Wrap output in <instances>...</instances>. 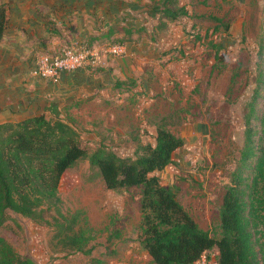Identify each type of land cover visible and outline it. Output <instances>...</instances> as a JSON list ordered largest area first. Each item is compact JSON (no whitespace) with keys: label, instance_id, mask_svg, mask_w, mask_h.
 Masks as SVG:
<instances>
[{"label":"rangeland","instance_id":"rangeland-1","mask_svg":"<svg viewBox=\"0 0 264 264\" xmlns=\"http://www.w3.org/2000/svg\"><path fill=\"white\" fill-rule=\"evenodd\" d=\"M171 2L187 12L170 29V45L177 43L173 60H151L146 91L129 84L122 100L104 109L87 105L75 117L76 128L89 153L104 147L122 158L153 144L158 126L182 138L172 164L155 175L201 230L218 237L222 196L243 143L264 47V0ZM261 104L257 99V115ZM57 193L59 207L43 218L8 212L0 236L22 258L31 264H154L139 242L140 187L107 190L82 159L64 173ZM72 219L94 246L90 256L56 237L57 226ZM216 255L208 251L195 264H213Z\"/></svg>","mask_w":264,"mask_h":264},{"label":"trees","instance_id":"trees-1","mask_svg":"<svg viewBox=\"0 0 264 264\" xmlns=\"http://www.w3.org/2000/svg\"><path fill=\"white\" fill-rule=\"evenodd\" d=\"M171 1L150 0L146 12L156 20L154 32L164 31L169 24L186 15L185 9ZM6 24V8L0 5V41ZM124 33L127 38L113 41L108 40L111 33L104 35L108 41L102 48L124 45L130 40L131 29H124ZM88 45L85 42L82 48L92 50ZM257 67L256 88L244 115L243 143L222 196L218 237L201 230L155 175L172 164L173 154L184 145L182 138L165 126H158L154 143L139 145L134 157L122 158L104 147L89 153L72 125L65 120L48 118L44 113L27 116L15 123H0V229L5 227L8 212L39 219L47 211L57 209L61 203L57 191L62 176L78 161L88 159L107 190L141 188L139 242L154 264H195L213 249L217 252L213 264H264L262 45ZM257 99L262 100L258 115ZM76 226L75 219L66 226H57L56 237L68 243L69 249L90 256L94 246H89V239L76 230ZM0 264L31 263L0 236Z\"/></svg>","mask_w":264,"mask_h":264},{"label":"crops","instance_id":"crops-1","mask_svg":"<svg viewBox=\"0 0 264 264\" xmlns=\"http://www.w3.org/2000/svg\"><path fill=\"white\" fill-rule=\"evenodd\" d=\"M0 5L7 14L0 41V123L44 113L77 130L75 117L87 105L104 109L122 100L129 84L132 91L136 85L146 91L151 60L172 61L177 48L168 40L177 22L154 32L156 20L146 12L150 0H0ZM124 29L132 33L124 54H105L102 44L127 38ZM108 33L110 39H104ZM85 42L95 53L91 66L56 81L31 74L39 55Z\"/></svg>","mask_w":264,"mask_h":264},{"label":"built area","instance_id":"built-area-1","mask_svg":"<svg viewBox=\"0 0 264 264\" xmlns=\"http://www.w3.org/2000/svg\"><path fill=\"white\" fill-rule=\"evenodd\" d=\"M105 54L120 56L124 46L116 45L103 48ZM95 62L93 50L63 46L52 55L41 54L37 57L31 74L34 77L56 81L63 73H73L91 66Z\"/></svg>","mask_w":264,"mask_h":264}]
</instances>
